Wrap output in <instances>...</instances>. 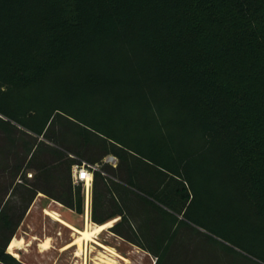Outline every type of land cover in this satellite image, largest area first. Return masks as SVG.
Here are the masks:
<instances>
[{
    "label": "trees",
    "instance_id": "trees-1",
    "mask_svg": "<svg viewBox=\"0 0 264 264\" xmlns=\"http://www.w3.org/2000/svg\"><path fill=\"white\" fill-rule=\"evenodd\" d=\"M0 95L13 104L0 109L4 131L16 122L55 144L51 125L73 121L113 147L108 153L129 170L122 188L157 211L159 194L135 175L144 163L159 185L228 179L264 230V0H0ZM56 145L49 154L71 176V150ZM104 166L94 187L108 180ZM70 180L64 196L52 198L83 214L81 185ZM26 186L30 205L43 189ZM190 199L186 187H174L168 205L182 213ZM9 210L0 211L5 231L16 217ZM97 212L92 220L108 223ZM6 246L0 264H23Z\"/></svg>",
    "mask_w": 264,
    "mask_h": 264
},
{
    "label": "rangeland",
    "instance_id": "rangeland-1",
    "mask_svg": "<svg viewBox=\"0 0 264 264\" xmlns=\"http://www.w3.org/2000/svg\"><path fill=\"white\" fill-rule=\"evenodd\" d=\"M9 101L7 96L0 95V109L6 112L13 110V104H8ZM49 109L50 106H47L46 110ZM13 125L18 129L10 128L6 132L0 128V211L8 212L14 207L16 215L11 231L3 230L0 220V249L6 246L15 230L5 251L17 261L23 264H155L159 256V264H262L264 230L249 201L233 191V185L228 179H207L206 176L202 178L197 175L190 181L180 179V182L173 184H165V179L159 185L156 175V178H151L146 173L149 168L145 163L140 165L142 169L139 171L135 167L136 178L139 176L138 184L143 188L151 187L159 194V200L152 199L161 208V211H157L145 203L141 198L143 195L138 191L128 187V192L122 188H127L122 179L129 178V170L121 160L116 168L104 166V178L108 180L106 182L98 178L88 210L83 186L79 185L84 209L83 214H75L80 225L78 230H85L87 219L91 227L99 225L92 220L94 206L100 218H108L107 222L116 219L112 227L95 237L101 245L90 241L82 249L74 245L64 250L79 235L75 228L73 231L56 227V220L46 214L44 205L48 208V203L55 204L50 198L64 196L62 188L69 185V170L64 165L66 162L55 164L56 159L50 156L49 151L56 149V144L65 143L71 150L67 156L73 163H101L108 155L116 157L117 154L108 153L113 150L110 144L106 145L103 139L92 132L83 131L63 116L58 117L47 132L49 139L56 140L55 144L29 132H22L25 130L16 122ZM36 145L39 147L34 152L31 148ZM130 161L135 162L133 158ZM17 166L21 167L18 175ZM55 167H59L61 178L52 176ZM39 170L44 173L40 174L41 177ZM152 172L150 169V174ZM29 173H32L33 178H29ZM38 179L44 180L39 182ZM19 181L33 188H42L40 196L45 197L43 202H36L39 196L36 193L29 205L30 188ZM189 183L193 184L195 192ZM72 186L75 188L74 184ZM174 187H186L191 194V199L184 201L186 209L182 213L180 204L177 208L168 205ZM102 203H106L104 207ZM120 211L125 213V220H121V217L113 218ZM19 218L20 222L16 225V219ZM16 240L22 242L21 245L17 243L18 247L14 249L18 256L9 251V245ZM20 247L22 249H18Z\"/></svg>",
    "mask_w": 264,
    "mask_h": 264
},
{
    "label": "built area",
    "instance_id": "built-area-1",
    "mask_svg": "<svg viewBox=\"0 0 264 264\" xmlns=\"http://www.w3.org/2000/svg\"><path fill=\"white\" fill-rule=\"evenodd\" d=\"M119 159L113 155H108L104 158L102 163H87L74 164L71 169V178L75 186L82 185L85 194V205L88 210L92 203V191L94 187V175L95 172H101L103 165H109L116 168L118 166ZM103 175L104 172L102 173ZM29 178H32V174H28ZM22 182V181H19Z\"/></svg>",
    "mask_w": 264,
    "mask_h": 264
},
{
    "label": "bare ground",
    "instance_id": "bare-ground-1",
    "mask_svg": "<svg viewBox=\"0 0 264 264\" xmlns=\"http://www.w3.org/2000/svg\"><path fill=\"white\" fill-rule=\"evenodd\" d=\"M46 214L50 217H52L54 220L60 222V223H65L57 214L55 213H52L50 211H46ZM89 217V216H88ZM87 224H86V228L85 230H78V229H74L75 232L79 235L77 237V239L75 240L74 243L70 244L69 246H67L66 248H64V250H67L69 249L70 247L74 246V245H78L79 246V249H82L84 244L87 243V242H93V243H97L99 245H101L100 243H98L96 240H95V237L97 235H101L104 231H106L108 228L112 227L113 223L116 221L113 220V221H110L108 223H105L103 225H96L94 227H91L90 224H89V219H87ZM75 233V234H76ZM19 244L21 245L22 242L16 240V241H13L11 244H10V247H9V251L15 255V256H18V254L15 252V248H17L18 246L16 244ZM45 245V244H44ZM17 246V247H16ZM18 249H22L21 247L18 248ZM47 249V248H46ZM81 255V254H80Z\"/></svg>",
    "mask_w": 264,
    "mask_h": 264
},
{
    "label": "crops",
    "instance_id": "crops-1",
    "mask_svg": "<svg viewBox=\"0 0 264 264\" xmlns=\"http://www.w3.org/2000/svg\"><path fill=\"white\" fill-rule=\"evenodd\" d=\"M32 169L35 170L36 168H32ZM67 170H68V168H67ZM18 171H21V167H20V169H17L16 175H18L20 173V172L18 173ZM59 171H60V169H58V168L56 169L55 168V170L52 173V176L56 177L58 174L60 175ZM29 174H32V173H29ZM67 176H68V179H72L71 176H70V172L69 171H68ZM40 195H42L41 192H39V196H37L36 202L37 201L43 202V200H44L43 198H45V197L44 196H40ZM50 199H51V201L55 202V204L54 203H48V204L46 203L48 208H46V205H44L45 210L46 211H50L51 210L50 212L57 214L65 222V223H60L58 221H55L54 225L56 227H61V228L65 229V230H73V228L80 229L79 228L80 225L78 223V220H76V218H75L76 212L74 210L62 205L61 203L57 202V200H55L54 198L51 197ZM34 207H35V205H34ZM34 207H32V209L30 210V213H31V211L33 210Z\"/></svg>",
    "mask_w": 264,
    "mask_h": 264
},
{
    "label": "water",
    "instance_id": "water-1",
    "mask_svg": "<svg viewBox=\"0 0 264 264\" xmlns=\"http://www.w3.org/2000/svg\"><path fill=\"white\" fill-rule=\"evenodd\" d=\"M2 118V117H1Z\"/></svg>",
    "mask_w": 264,
    "mask_h": 264
}]
</instances>
